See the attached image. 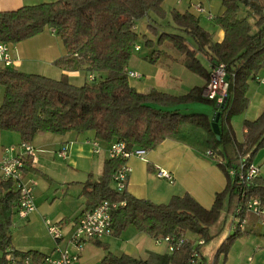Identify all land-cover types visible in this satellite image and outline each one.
Here are the masks:
<instances>
[{
    "label": "trees",
    "instance_id": "obj_1",
    "mask_svg": "<svg viewBox=\"0 0 264 264\" xmlns=\"http://www.w3.org/2000/svg\"><path fill=\"white\" fill-rule=\"evenodd\" d=\"M245 1L222 0L225 11L214 20L225 32L221 43L215 42L214 35L188 11L181 13L174 9L169 24L172 31L162 29L166 0H58L0 13V43L18 44L40 35L46 28H53L67 52L54 64L94 76L93 81L88 79L78 86L67 75L55 80L0 69V86L5 90L0 106V135L4 131L17 133L23 143L31 144L39 134L64 136L72 132H94L103 143L125 142L129 149L137 147L150 152L173 138L198 146V129L202 130L206 134L202 145L222 158L218 164L227 177L226 188L216 194L211 209L201 206L190 194L174 196L168 204H155L127 191L118 193L112 184L114 175L125 163L121 158L107 160L99 179L90 175L82 195L86 198L84 212L104 201L125 204L112 212L113 237L135 227L154 240L192 233L206 244L211 243L222 234V230L215 229L221 220L228 222L229 215L239 208L245 217L252 199L264 203V178L257 176L250 182L240 179L244 171L242 160L249 155L245 162L252 163L264 148V110L255 121L244 123L242 143L236 140L230 125L234 116L247 110L249 83L264 70V4L259 0ZM243 7L250 11L241 18ZM250 17L255 23L250 22ZM142 23L154 38L141 35ZM166 45L184 58L191 72L208 82L211 72L201 58L211 68L225 64L229 81L227 100L221 104L206 100L202 97L203 88L199 87L182 96L156 90L139 92L127 76L133 55L138 52L136 46L149 50L144 59L157 64L169 56ZM195 102L216 108L220 140L210 117L185 114L177 109L179 105ZM27 165L26 172L38 174L33 159ZM231 170L236 174L231 175ZM18 201L19 191L14 182H0V264H7V250L12 248L11 228ZM244 236L246 233L239 230L230 235L217 255H227L232 243ZM201 248H194L189 242L172 254H151L148 260L108 253L102 264H188L195 249L202 257ZM15 253L39 261L46 257L36 251Z\"/></svg>",
    "mask_w": 264,
    "mask_h": 264
},
{
    "label": "crops",
    "instance_id": "obj_2",
    "mask_svg": "<svg viewBox=\"0 0 264 264\" xmlns=\"http://www.w3.org/2000/svg\"><path fill=\"white\" fill-rule=\"evenodd\" d=\"M56 1L58 0H0V13ZM196 1H199L202 6H208L212 10V12H208L214 18L210 20V26H208L210 29L204 27L200 20L202 27L214 35L215 42H223L225 32L214 21L225 11L222 0L221 4H219V0ZM259 1L264 4V0ZM192 5L195 4L190 3L193 9ZM175 8L174 3L173 9ZM186 11L191 12L190 8ZM249 11L248 7H243L240 17H247ZM193 14L198 17L195 11ZM250 22L255 23V19L250 17ZM8 46L13 61L9 67L11 70L42 75L55 80H60L64 75H67L71 83L78 86L86 83L90 76L85 71L76 68L62 69L54 64L58 59L66 56L67 52L63 40L53 28H46L40 35L18 44H8ZM142 50L138 52H142ZM201 60L206 69L211 72V65L206 60L202 58ZM0 69L8 68L0 61ZM129 69L142 74L144 80L147 79L143 85L134 86L141 93L156 90L174 96H182L195 87L204 88L208 84L204 77L191 72L185 66L184 58L173 53H169L168 57L157 64H150L142 56L140 59L131 60ZM263 74L264 70L260 75ZM4 93V88L0 86V106L4 101ZM247 98L249 100L247 110L230 120L234 136L239 143L244 141V123L255 121L264 110V87L251 81ZM195 113L206 115L211 120L215 114H218L213 105L201 103H198V111ZM203 136H206L205 132L198 129V146L173 138L164 141L156 150L147 152L144 159L130 158L127 164L133 171L129 177L126 191L138 199L149 200L155 204H168L174 196L190 194L201 206L211 209L216 194L225 190L227 177L218 164L222 158L208 155V152H212V150L202 145ZM96 141L99 143V148L94 145ZM22 143L19 134L2 132L0 135V159L21 152L20 145ZM30 145L34 149L33 168L39 172L38 174L25 172V179L34 189L37 210L28 218L22 219L18 216L16 206L15 216L18 217L22 225L17 223L14 230L11 228L12 248L20 253L36 251L46 257L57 255L58 249L75 253L77 249L70 240L80 218L85 213L86 198L82 195L83 186L90 175H93L95 179H99L102 175L105 162L111 158L110 144L97 140L94 132L84 134L72 132L64 136L39 134ZM13 147L17 150L15 153L7 152V149ZM64 148L68 151L66 157L61 156ZM252 162L259 169V177L264 178V148L257 153ZM160 170L169 172L173 176V182L158 178L157 174ZM58 185L60 187H57ZM60 190L62 191L61 195H59ZM236 212L237 210L228 217L229 231L225 234L224 240L219 242V236L201 248L202 257L200 255L201 259L198 264H207L208 253L213 251L215 246L218 249L213 264H264V226L261 225L256 215L248 212L245 217L239 218L236 216ZM238 219L245 220L239 231L246 233V236L235 240L227 255L218 256L217 253L222 244L236 232L233 227ZM47 221L60 227L63 234L61 240H54L50 236L46 226ZM29 238L31 241L22 243L23 240ZM190 239L195 241L202 238L193 235ZM91 243L95 246H92ZM97 243H101V245ZM87 247L89 250L85 256ZM108 253L148 260L151 254L165 255L169 252L166 244L159 245L149 235L138 231L135 227H130L120 237L110 236L100 242L87 243L78 264H95L91 262L92 259L101 264ZM1 257L0 251V259ZM32 259L36 262L39 261Z\"/></svg>",
    "mask_w": 264,
    "mask_h": 264
},
{
    "label": "built area",
    "instance_id": "obj_3",
    "mask_svg": "<svg viewBox=\"0 0 264 264\" xmlns=\"http://www.w3.org/2000/svg\"><path fill=\"white\" fill-rule=\"evenodd\" d=\"M194 11L198 14H206L209 20L214 19L213 16L202 5H192ZM141 47L136 46L135 50L140 51ZM0 61L6 68L12 65L13 61L10 56V49L8 44L0 43ZM210 82L203 88L202 97L207 100H216L224 103L228 98L229 81L227 79V67L225 64L211 69ZM129 80L141 81L143 75L131 71H127ZM89 80L93 81L94 76L90 75ZM255 82L264 86V74L258 75ZM94 145L99 148V143L96 141ZM21 152L15 155H7L0 159V182L12 181L15 184L16 190L19 191V201L17 204L18 216L22 219L28 218L32 213L36 212L37 206L35 202V194L32 185L28 184L25 179V172L27 169V161L32 159L34 149L30 144L22 143L20 145ZM17 150L13 148L7 149V152L15 153ZM67 149L64 148L61 152L62 157H66ZM110 157L121 158L124 160L123 167L114 175L113 184L114 190L118 193H124L127 190L129 177L132 173V168L128 166L127 162L132 157H139L144 159L146 151L140 148L129 149L125 142H114L110 145ZM208 155L214 156L212 152H208ZM249 158V155L242 160L241 168L244 169L240 174L242 181L250 182L252 179L259 176L258 167L252 162L247 164L245 161ZM231 175H235L236 171L231 170ZM158 178L166 179L173 182V176L167 172L160 170L158 172ZM125 205L124 203H110L104 201L97 208L85 212L80 218L75 231L71 236L70 242L76 247L77 252L72 253L68 250H57V255H49L41 261H34L32 258H22L17 256L13 248H8L6 261L7 264H78L81 260V254L85 249V245L89 242H100L103 239L112 236V212L119 206ZM247 211L256 215L261 225L264 226V203L260 199H252L247 205ZM237 217H241V209L236 212ZM245 220H236L234 224V230L242 229ZM47 230L50 236L54 240H61L63 237L62 230L59 226L53 225L50 222L46 223ZM157 244H166L169 254L180 250L185 244L192 240L187 234L180 236H168L155 240ZM194 248L203 247L206 242L203 239L192 241ZM200 254L197 249L192 253L191 259L188 264H198L200 262Z\"/></svg>",
    "mask_w": 264,
    "mask_h": 264
},
{
    "label": "rangeland",
    "instance_id": "obj_4",
    "mask_svg": "<svg viewBox=\"0 0 264 264\" xmlns=\"http://www.w3.org/2000/svg\"><path fill=\"white\" fill-rule=\"evenodd\" d=\"M174 3H175V9L176 10H178V11H180V12H182V13H185V12H187L186 10H188L189 8H190V10H191V12H193L194 13V11H193V9L191 8V6H190V3H192V4H196V5H200L201 3L198 1H196V0H167L166 2H165V4H164V8H165V11H166V18H165V21H164V27L162 28V29H164V30H169L170 32L172 31V27H170L169 26V24L170 23H172V11L174 10L173 9V7H174ZM217 4H218V1H217ZM219 4H221V0H219ZM205 7V9L207 10V11H211L212 12V10L208 7V6H204ZM197 15H198V17L200 18V20H201V23H202V25L204 26V27H208V26H210V20L208 19V16L206 15V14H198V13H196ZM146 24H144L143 25V23L139 26V30H140V32H141V35H147L148 37H150V38H154V34L153 33H151L149 30H148V28L145 26ZM208 29H210V27H208ZM160 31H162L161 29H160ZM168 31V32H169ZM167 46V48L169 47L168 45H166ZM169 50V52L170 53H173V54H177L174 50H171L170 48H168ZM150 53V51L149 50H147L146 48H143V50H142V52H135L134 53V55H133V58H132V61L133 60H136V59H140L142 56H144V55H146V54H149ZM179 55V54H178ZM143 78H144V76H142ZM89 79V78H88ZM147 79H143V80H141V81H135V80H131L130 82H131V84L133 85V86H135V87H138V86H141V85H143V83H146L147 81H146ZM211 80V79H210ZM210 82V81H209ZM208 82V83H209ZM211 83V82H210ZM262 86V85H261ZM264 87V86H263ZM207 100V99H206ZM199 103V102H198ZM198 103L197 102H195V103H189V104H182V105H179L178 107H177V109H179L180 110V112H182V113H185V114H194L195 112H197L198 111ZM201 104H204V105H206V104H208V103H201ZM170 109H174L173 107H171ZM239 116V115H238ZM238 133H239V131H238ZM212 147H214L213 146V144H212ZM112 186L113 187H115V185L114 184H112ZM56 187V186H55ZM57 187H60L59 185L57 186ZM39 189V188H38ZM52 191H54V189H52ZM60 194L59 195H61L62 194V191L60 190V192H59ZM54 198V197H53ZM52 198V199H53ZM47 222H50V221H47ZM17 223L19 224V225H22L21 224V221L18 219V217H16V216H14V218H13V223H12V230H14L15 228V226H17ZM18 225V226H19ZM14 228V229H13ZM215 229L216 230H222V234L220 235V237H219V242H221V241H223L224 240V238H225V234L229 231V222H226V223H224V221L223 220H221L217 225H216V227H215ZM187 235H188V237L190 238L191 236H193L194 234H192V233H187ZM14 236L16 237L17 235H16V232L14 231ZM21 240H23V239H21ZM25 241H31V239L29 238L28 240H23V242L22 243H25ZM191 243H193L192 241H191ZM217 243V242H216ZM91 245L92 246H95L93 243H91ZM85 247H86V245H85ZM104 249V248H103ZM217 246H215V248H214V250L213 251H210V253H208V256H207V259H208V262H207V264H213V260H214V256H215V254H216V251H217ZM88 250H89V247H87V251H86V254H85V256L88 254ZM222 260H224V257H222ZM91 262L92 263H95V264H98V262L96 261V260H94V259H92L91 260ZM99 264H100V262H99ZM101 264H102V262H101Z\"/></svg>",
    "mask_w": 264,
    "mask_h": 264
},
{
    "label": "water",
    "instance_id": "obj_5",
    "mask_svg": "<svg viewBox=\"0 0 264 264\" xmlns=\"http://www.w3.org/2000/svg\"><path fill=\"white\" fill-rule=\"evenodd\" d=\"M212 122H213L214 132L217 134V139L220 140L219 127H218V122H219V116H218V114H215L213 116Z\"/></svg>",
    "mask_w": 264,
    "mask_h": 264
}]
</instances>
